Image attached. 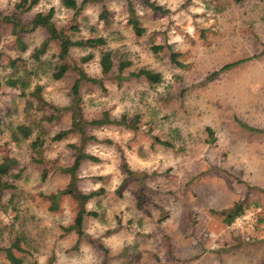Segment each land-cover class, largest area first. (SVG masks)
I'll return each instance as SVG.
<instances>
[{"label": "rangeland", "instance_id": "374dc122", "mask_svg": "<svg viewBox=\"0 0 264 264\" xmlns=\"http://www.w3.org/2000/svg\"><path fill=\"white\" fill-rule=\"evenodd\" d=\"M18 1L0 0V12L12 13ZM152 1L167 12L136 0L146 28L142 36L128 24L123 0H88L77 18L61 0H42L34 10L53 7L58 26L75 39L104 36L117 63L131 62L122 73L116 67L103 75L101 48L92 49L95 58L83 65L88 75L103 80L83 84L86 119H99L104 112L112 119L125 114L129 125L86 127L91 138L84 150L98 160L83 161L78 187L83 192L105 188L106 193L88 202V210L97 214L86 217L81 238L65 230L74 221L77 200L63 196L52 209L46 197L69 184L75 159L71 144L81 145V135L48 140L40 149L43 163L33 160L34 136H12V129L28 118V100L40 115H53L47 138L69 128L67 106L76 75L53 78L58 42L51 43L43 63L32 61L31 52L47 38L43 29L24 37L28 50L22 56L33 70L30 75L8 66L13 54L6 49H15L14 42L0 43L2 86L11 77L25 81L28 93L41 86L34 96L12 95L0 87V104L7 109L2 111L0 161L13 157L21 163L13 171L23 168L19 179L7 180L14 189L0 188V247L23 235L25 264H264V0ZM104 4L113 13L110 23L99 18ZM72 25L80 30L71 32ZM0 28L8 37L10 27L0 21ZM154 44L164 48L155 53ZM92 50L72 53L79 59ZM171 52L179 54L178 62ZM230 63L236 64L222 70ZM144 68L161 73L162 82L152 85L130 76ZM124 164L135 176L127 178ZM46 166L50 172L43 179ZM236 204L244 208L240 214L252 215L248 227L234 223L240 214L227 222ZM0 264H11L3 252Z\"/></svg>", "mask_w": 264, "mask_h": 264}, {"label": "trees", "instance_id": "16d2710c", "mask_svg": "<svg viewBox=\"0 0 264 264\" xmlns=\"http://www.w3.org/2000/svg\"><path fill=\"white\" fill-rule=\"evenodd\" d=\"M42 0H19L15 3L14 11L9 14L0 12V21L10 27V34L8 37H4L3 32L0 28V43L4 42V47L11 41L15 44V49H6L9 54L8 66L15 70L16 73H33L28 67V61L22 56V54L28 50V43L25 40V36L36 32L39 29H43L47 33V38L31 52V59L35 63H43L44 57L50 53L51 43L58 42V52L55 53L53 57H56V61L53 67V78L56 80L64 79L68 74L73 73L76 75V79L70 88L71 101L67 106V109L71 112V126L67 129H62L50 138L46 137V125L47 123H52L54 121L53 115H40L39 111L35 107V103L32 100L27 101L26 112L28 114L27 120L19 123L12 129V136L15 140L21 139H33L31 141V150L37 155L33 157L36 162H44L40 155V149L47 143L48 140L51 141H61L65 139L71 133H78L81 135L82 144H71L74 149V162L69 169L70 182L66 188L61 189L57 192L48 194L46 197L52 203L51 208L56 209L59 206L60 200L63 196L74 197L78 202V209L74 221L68 227H65L67 232L75 231L79 238L84 235V226L87 216H95L97 213L95 211H90L87 208L88 202L96 197L102 196L106 193L105 188L94 189L90 192H83L78 187V176L77 171L81 168L82 163L86 159L98 160L92 154L87 153L84 150V143L91 137L87 135L86 127L88 124L92 125H126L128 126V118L125 114L121 116L120 119H112L109 112H104L103 117L89 121L85 117L84 112V98H83V84L85 82L103 84L102 78L91 77L85 71L83 65L90 62L95 58V52L92 49H101L99 64L102 69L103 75H109L113 70L118 67V70L122 73L127 67L130 66L131 62L128 60L120 61L119 63L115 60L114 51L108 48V40L104 36L88 37L75 39L69 32L64 31L58 26L55 17V9L52 7L48 11H35V8L41 3ZM104 2L105 0H100ZM126 3L128 10V24L132 27L133 31L137 36H142L146 32V28L142 25V21L138 14L135 1L136 0H123ZM243 1V0H238ZM88 0H61L64 7L72 10L74 18H77L84 10ZM143 3L147 8L155 12L166 13L167 9L157 4L152 0H143ZM112 11L103 5V9L99 14V18L104 20L106 23L111 22ZM71 32H76L80 30L79 25H72L70 27ZM75 48L91 49L92 51L86 55H83L79 59H76L73 55V50ZM164 48V45H152V50L155 53L160 52ZM179 54L176 52H171V58L173 62H178ZM236 63H230L225 65L222 70L229 68ZM218 72L213 74L216 75ZM130 76H136L138 78L144 77L152 85L161 83L163 78L162 74L155 72L151 69H141L138 72L132 73ZM124 79L123 77H121ZM121 79V80H122ZM5 91L11 93L12 95L21 96H34L38 95L41 91V86L37 87L38 92L28 93L25 81L21 78H9L6 80ZM4 104H0V126H3L4 116L2 111L5 109ZM8 111L7 113H9ZM253 128V127H249ZM211 134L213 131L209 129ZM154 139L165 146H172L171 143L167 141L160 140L157 136ZM213 139H211L212 141ZM20 162L13 158L7 157L0 161V188H15V185L9 183L7 180H17L21 177L23 168L18 171H13L14 168L20 166ZM124 170L127 173V178L135 176V172L124 164ZM50 169L46 166L42 172V178L46 179ZM125 178L118 188V192H121L127 180ZM244 211V208L240 204H236L233 211L227 214V222L230 224L233 222L234 218ZM24 236L16 235L8 246L0 247V253L3 252L6 259L11 264H25L26 258L25 254L28 250L23 246Z\"/></svg>", "mask_w": 264, "mask_h": 264}, {"label": "built area", "instance_id": "2783aa9c", "mask_svg": "<svg viewBox=\"0 0 264 264\" xmlns=\"http://www.w3.org/2000/svg\"><path fill=\"white\" fill-rule=\"evenodd\" d=\"M253 220V218H252V215L250 214V213H243V214H240V215H238L237 217H236V219H235V222L234 223H236L237 224V226H238V228H240V227H248V225H245L246 223L247 224H251V221ZM244 225V226H243Z\"/></svg>", "mask_w": 264, "mask_h": 264}]
</instances>
